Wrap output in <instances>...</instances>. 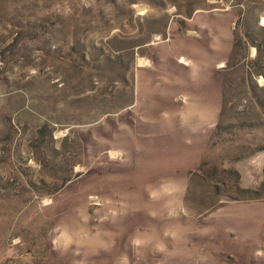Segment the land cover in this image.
Here are the masks:
<instances>
[{
    "label": "rangeland",
    "instance_id": "rangeland-1",
    "mask_svg": "<svg viewBox=\"0 0 264 264\" xmlns=\"http://www.w3.org/2000/svg\"><path fill=\"white\" fill-rule=\"evenodd\" d=\"M255 26L264 0H0V264H264Z\"/></svg>",
    "mask_w": 264,
    "mask_h": 264
},
{
    "label": "trees",
    "instance_id": "trees-1",
    "mask_svg": "<svg viewBox=\"0 0 264 264\" xmlns=\"http://www.w3.org/2000/svg\"><path fill=\"white\" fill-rule=\"evenodd\" d=\"M251 25H254L253 21L251 22ZM249 28H251V27H249ZM255 28H256L257 31H264V26H258V27L255 26ZM249 31H250V30H249ZM249 31H248L247 35H249ZM250 36H251V35H250ZM235 44H236V46H237V44H239V41H236ZM263 75H264V73H263Z\"/></svg>",
    "mask_w": 264,
    "mask_h": 264
}]
</instances>
